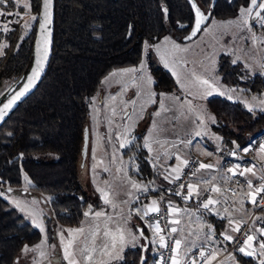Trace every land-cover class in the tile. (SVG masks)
<instances>
[{
    "label": "trees",
    "instance_id": "obj_1",
    "mask_svg": "<svg viewBox=\"0 0 264 264\" xmlns=\"http://www.w3.org/2000/svg\"><path fill=\"white\" fill-rule=\"evenodd\" d=\"M30 2L31 13L37 16L30 28H25L18 16H5L6 21L12 19L9 27L13 30L0 31V45H9L0 57V92L14 82L12 91L16 90L32 68L41 0ZM194 2L209 13L214 0ZM214 3L211 19L227 20L235 18L247 0ZM4 10L21 13L25 8L9 3ZM193 23L194 12L188 0H54V47L49 69L37 90L0 128V187L21 188L27 175L34 188L52 195L54 222L79 225L90 204L79 168L93 97L112 71L138 66L146 45L170 35L184 37ZM160 70L162 76L155 88L173 91V75L162 67ZM217 73L228 86L264 92V75L251 73L228 55L220 56ZM207 106L214 114L212 127L223 149L245 147L264 130V111H249L243 101L214 96L207 99ZM143 166L150 168L147 162ZM173 197L184 203L177 195ZM208 219L218 234L228 227L225 219L212 215ZM133 226L137 234L142 228L150 238L146 226ZM41 238V231L0 196V264H16L23 248ZM141 255L142 246L127 248L121 264H139ZM154 259L150 244L145 264ZM237 260L240 264H257L243 255Z\"/></svg>",
    "mask_w": 264,
    "mask_h": 264
},
{
    "label": "rangeland",
    "instance_id": "obj_2",
    "mask_svg": "<svg viewBox=\"0 0 264 264\" xmlns=\"http://www.w3.org/2000/svg\"><path fill=\"white\" fill-rule=\"evenodd\" d=\"M204 13L207 14V11ZM32 15L25 9L17 18L24 23L29 22L31 27L34 22L31 20ZM235 19L237 16L227 20L210 19L204 24L199 34L189 41H184L185 36H167L182 49H187V51L177 52L174 62L170 57L167 67L164 60L161 59V52L170 49L171 44L164 43L165 37L154 45H146L141 63L145 64V74L152 78L150 86L140 79L141 73L133 74L135 79L133 75L112 77L111 73L118 70L112 71L103 80L102 88L105 93L98 95V92L91 103L92 123H90V129L92 128V133L87 160L79 168L80 179L90 201L85 212L92 214L87 217L84 215L79 225L62 226L54 222L50 208L52 195L34 188L32 182L29 184L24 180L23 187L11 188V192L8 191L9 187H0V193H3L2 197L10 202L26 221L42 233V238L38 243L26 246L36 248L37 245H43V247L26 254L22 251L18 264H68L63 254L64 243L61 241V234H63L64 242H67L72 238L68 229L77 228L86 230L83 235L76 237L74 246L76 258L81 261V264H85L84 258L80 255L81 250L85 246H93L91 233L98 226L99 234L95 238L97 251L92 253L95 262L100 258L102 241L107 242L108 240L103 235L106 224L113 231L117 226H122L138 237L139 234L136 233L133 225L143 224L146 226L150 234L152 255L156 258L160 247L158 243H152L156 237L150 225L145 224L143 208L150 205L153 200L158 201L160 206L162 198L165 196L167 202H171V204L177 202L173 197L174 194L170 192L171 183L164 179V176L168 174L166 170H169L170 166L177 161V155L186 159L197 156L207 164L210 163L212 156H216L219 161H222L224 149L210 148L215 146L214 141L217 138L220 139V136L214 132L213 122L209 119V117H214V114L207 106V99L214 96L228 98V95H231L232 100L243 101L247 106L252 104L253 109H257L258 107L255 105L260 99H264V92L252 93L240 87L224 84L217 73L220 56L228 55L232 61L242 62L251 73L264 75V69H261V64H264V31L261 30L258 22H251L250 28L221 26L222 23ZM4 22H6L5 17H0V26ZM253 35L259 39L253 40L251 38ZM156 46L160 47L161 52L156 50ZM152 61L162 64L165 69L171 72L176 81V88L173 91L161 92L155 88L156 80L149 70ZM174 72L179 76V82L177 75L173 74ZM192 73L209 79L219 91L213 92L212 95H204L205 89L196 83ZM181 84H184L185 87H181ZM15 85V82L7 84L1 90L0 102L13 92ZM114 87L118 90H112ZM229 89H236V91L227 92ZM149 91L155 93L152 97L154 103L148 99ZM220 92L227 94L221 95ZM253 97H257V100H253ZM132 101H135V104ZM129 110H131V115L122 118V113L126 115ZM157 112L160 115H156ZM115 116H119L120 120L116 121ZM201 116H203V120L200 119ZM140 120L141 126L136 130V125L140 123ZM121 122L124 123L121 124ZM128 126H131L132 131L127 139L132 143L121 147L124 140L121 134ZM106 127L107 136L105 135ZM197 131H201L202 134L196 136L195 132ZM189 141L191 143H188ZM146 142L151 143V152L144 146ZM201 149L207 150L211 155L201 154ZM144 162L149 163L148 170L144 169V166L142 167ZM204 175L202 173V176ZM220 176L221 181L226 180L224 174H220ZM129 181L147 185L148 191L133 189ZM100 189L109 193L112 203L104 202ZM227 198V202L225 199L223 200L225 208L217 213L221 219H225L228 223L227 229L222 233L227 231L228 234L235 237L236 233L231 231L232 226L229 225V220H245L252 212L251 206L246 201V191L241 189L239 199L235 203ZM14 200L19 201L25 210L21 211L12 203ZM241 200L245 201L243 205ZM237 205L238 207H232ZM137 208L142 210L140 214H137ZM95 212H103L105 215L97 218L94 215ZM209 215L212 214L204 210L188 208V210H182L173 216L180 221L176 227L178 229L176 235L184 242L181 250L182 256L184 247L193 240L196 241L197 247L188 253L189 256H193L196 250L206 245H213L221 252L230 251V242L225 241L221 233L215 232L214 238L211 236L205 238V233L210 232L207 226L210 225L214 229L209 222ZM37 224H40L43 230L41 227H37ZM259 235V231H256L258 238ZM197 237L200 238L197 239ZM143 245L144 239L138 238L135 247ZM130 247L133 246L128 245L124 248L122 260L112 261V264H121L125 259V250ZM41 252L44 253L43 256ZM230 256H234L236 259L239 255L229 252L228 258ZM260 258L257 256L253 261L259 264ZM231 261L232 259H229L228 264Z\"/></svg>",
    "mask_w": 264,
    "mask_h": 264
},
{
    "label": "snow or ice",
    "instance_id": "obj_3",
    "mask_svg": "<svg viewBox=\"0 0 264 264\" xmlns=\"http://www.w3.org/2000/svg\"><path fill=\"white\" fill-rule=\"evenodd\" d=\"M191 6L193 9H195V26L193 31L191 32V35L186 37V39H192L197 35V33L201 30V25L204 24L208 16L211 15V13H204L200 10L199 7L196 6L194 0H190ZM11 3L14 7L15 6H22L23 8L28 10V13H31L32 4L30 0H0V17L5 16H19L20 13L13 12V11H6L4 10V6ZM51 7H52V0H43V23L40 24L41 29V43L43 45V48H38V51H40L42 54L37 58L36 60V66L31 71V75L27 77V83L23 86V90L19 91L17 94L13 95L11 98L7 100V103H4L2 107H0V121L4 120V117L7 115V113L12 109L13 105L16 104L17 101H19L32 87H34L35 82L39 79L44 64L47 59V52H48V45L50 44V36L51 32L48 30V25L51 23ZM165 12H167V9H164ZM254 14V15H253ZM32 21L37 20V16L32 15L31 16ZM255 21L258 22L261 28H264V0H247L246 5H241L238 10L237 19L235 20H229L227 22H224L221 24L223 27H230V26H237V27H248L250 28L251 22ZM12 21H6L3 23L2 26H0V31L4 32H10L13 29L9 27V24H11ZM16 23H19V21H16ZM25 28L30 27V23L26 22L24 25ZM253 40L259 39L255 35L251 37ZM164 43L166 45L171 44L170 49H165L161 52V49L159 46H156V50L158 52H161V59L164 60L165 66L167 67L169 64V58L171 57L173 59V62L175 60V55L177 52L187 51V49H182L180 45L175 44L170 40V38L165 37ZM9 45L7 43L0 45V57H2L4 53V49L7 48ZM233 63H236L234 60ZM261 69H264V64H261ZM146 68L145 64L141 63L138 67L133 68H126L121 69L116 72L111 73L112 77L116 76H128L133 75L136 73H141L140 79L147 85L152 84V78L149 75L145 74ZM174 75H177L175 72ZM196 83L205 89L204 95H212L213 92L219 91L217 86L212 83L209 79H205L201 76L196 75L195 73H192ZM133 78L135 79V76L133 75ZM177 80L179 82V76L177 75ZM181 87H185L184 84H181ZM236 89H229L227 92H234ZM221 95L227 94L226 92H220ZM155 95V93L149 91L148 92V99L151 102H155L152 97ZM233 97L231 95H228V99L231 100ZM115 99V97H113ZM253 100H257V97H253ZM133 104H135V101H132ZM163 107V106H162ZM253 105L249 104L248 108L249 111L253 110ZM255 107H258L261 111H264V99H260L258 104L255 105ZM143 110V109H142ZM156 115H160L159 112L156 113ZM201 120H203V116L200 117ZM209 119L212 120L213 123H215L214 117H209ZM155 127V125H154ZM132 128L131 126H128L124 133L121 135L124 137L123 142L121 143V147H124L126 144H131L132 141L127 139V136L131 133ZM202 133L201 131L195 132L196 136H200ZM11 135V133H9ZM219 139V138H217ZM181 143H184L181 141ZM188 143H191L189 141ZM145 147L148 148V150L151 152L152 147L151 143L146 142ZM176 146V145H174ZM237 148H239V145H237ZM250 150V148H244L242 151L247 153ZM259 153L262 157H264V145H260L259 147ZM206 155H211V153H205ZM232 156H236L235 152L231 153ZM176 159L178 161V164L167 171V175L164 176L165 180H168L170 183H175V181L179 180L181 178V175L183 173V168L187 167L190 163V161L186 158H183L179 155L176 156ZM214 167V165L211 164H204L199 163L198 168L194 169L192 171V175L195 176L197 172L200 170H210ZM256 166L253 164L250 167H241L240 164L235 165L233 168H228L227 171L231 173L232 176L239 175L241 177H246V183H247V202L250 203L253 206L260 207L262 211H264V196H261V193H264V171L261 172L259 179L260 183L258 185H254L253 181L251 179H248V174H251L252 176H255L257 173L255 171ZM107 170V169H105ZM25 181H27L29 184H31V181L29 180L28 176L25 175L24 177ZM215 177H211L208 180L201 181L204 184H210L212 180H214ZM224 179H228V177H224ZM131 184V187L133 189L142 190L144 192L148 191L147 185H142L140 183H137L135 181H129ZM179 188L181 191H177L176 195L183 196V189L185 188L184 184H180ZM8 191L11 192L12 189L8 188ZM100 191L103 194L104 202L105 203H112V201L109 199V193L107 191H104L103 189H100ZM211 191L214 193H222V190L219 186H214L211 188ZM229 191L232 192V195H236L235 189H229ZM200 189L198 184L190 183L187 185V195L183 196L185 200H190L193 198V196H199ZM3 193H0V196H2ZM257 197H260L259 201ZM35 202V201H34ZM227 202V200H225ZM245 201L241 200V204L243 205ZM18 208H20L21 211H24V207H21V203L19 201H12ZM220 203V200L214 199L212 197H209L203 204L202 208L204 210H209L210 206ZM168 207L170 209V215H177L182 210L179 208L174 207L171 202H169ZM141 209L137 208L136 212L137 214L141 213ZM227 211V210H225ZM150 213H160L159 203L156 200H153L150 205L145 206L143 208V216L147 217ZM91 212H85L84 215L90 216ZM95 217L100 218L104 216L105 214L103 212H95ZM109 220H111V217H109ZM256 220H264V217H256ZM172 225H178L180 221L178 219H172L169 221ZM247 221H233L229 220V225L231 227V231L240 234L241 239H237L233 235L228 234V232L221 233L223 236V239L228 242H235L238 247L236 248V251L240 254L247 256V257H261L259 260V264H264V228L260 229H250L248 232L241 233V228L243 224H246ZM255 223V221H253ZM37 227H41V230H43L42 226L40 224H37ZM150 227L153 230L154 236L156 239L152 240V243H158L159 247L161 249H169V244L167 242V239L164 235L161 233L164 231V229L161 228V224L159 220H156L153 224L150 225ZM203 227V225H202ZM210 232L205 233V238L207 239L209 236L215 237V230L211 228L210 225H208ZM84 228H77V229H68V232L71 239L67 240V242H64L63 234H61V241L64 243L63 248V254L64 258L67 260L68 264H81V261L76 258V253L74 251V246L76 243V237L81 236L85 233ZM178 229L176 227H171L170 232L176 233ZM259 231V238L255 235V232ZM139 237L130 231H127L122 226H117L116 230L113 231L108 227V225H105V231L103 233L104 237H107V242H103L100 245V258L93 261V255L92 253H95L97 251V248L95 247V238L99 234V228L97 226L96 229L92 230V237L93 246L88 247L85 246L82 248L80 255L84 258L85 264H112V261H119L123 259L122 252L125 247L128 245H131L133 247L136 246V241L138 238H145L144 232L142 229H138ZM200 237H197L199 239ZM183 241L181 239H175L173 242V246L170 248V251L174 254L170 257L171 264H198V260L195 256H189L188 253L191 252L193 249L197 247L196 241H190L186 247H184V255H181L182 245ZM43 245H37L36 248H29L28 246H25V248L22 250L25 254L29 251H35L37 249L42 248ZM217 250L213 249L210 252H206L202 247L199 250L198 257L200 260L204 261V264H212V261L216 259L217 257ZM41 255L43 256L44 253L41 252ZM229 259L234 260V256H230ZM141 264H144L143 258L141 259ZM160 264H163V257L160 258Z\"/></svg>",
    "mask_w": 264,
    "mask_h": 264
},
{
    "label": "built area",
    "instance_id": "obj_4",
    "mask_svg": "<svg viewBox=\"0 0 264 264\" xmlns=\"http://www.w3.org/2000/svg\"><path fill=\"white\" fill-rule=\"evenodd\" d=\"M260 145H264V130L257 133L256 135H254L249 140L248 144L245 147L237 148V145H235L233 147L224 149L222 151V163H223L224 169L227 171L228 168H233L237 164H240L242 168L243 167H250L253 164L257 167L259 165V162L257 159V153L259 152ZM246 147L250 148V150L247 153L242 151V149H244ZM232 152H235L236 156H232L231 155ZM188 160L190 161V163L187 167L183 168V173L181 175V178L179 180L175 181V183H171L170 192L172 194L176 195L175 193L177 191H181L179 188V185L184 184L185 188L183 189V196H186L187 195V185L190 183H194V184L199 185L200 194H199V196H193V198L190 200H185L183 198V196L177 195L178 197H180L184 200V204L178 205V204L174 203L172 205L176 208H179V209L185 210V211L188 209L189 205L194 206V208H196L197 210H204L202 208V204L209 197L216 199V197L218 195V193L212 192L211 188L214 186H219V185H217L215 183L201 185L197 181V176L199 175V173L202 170L197 172V174L195 176H193L191 173L194 169L198 168L199 163H204V164H207V163L197 156H191ZM227 173H228V179L229 180H228V183L225 185L226 186L225 191L229 194V199L238 198L240 188H244L245 190L248 191L247 183H246V177H241L239 175L232 176L231 173H229L228 171H227ZM247 178L251 179L253 181L254 185H258L261 182L259 177L251 178V177L247 176ZM229 189H235L236 195H232V192L229 191ZM261 196H264V193H261ZM165 198H166V196L164 198H162V202L159 206L160 213L159 214L150 213L144 219L146 225L147 224L151 225L156 220L160 221L161 228L164 229V231L161 234L166 237L167 242L170 246L169 249H161L160 248V251L156 255L154 264H160L161 256L163 257V264H171L170 257L174 253L170 251V248L173 246L174 240L177 239L176 233L170 232V228L174 227L171 223H169V221H171V218L173 215H170V209L168 207L169 202H167ZM257 199L259 201L260 197H257ZM220 206L222 207V204H220ZM250 206H251L250 209L252 212H251L250 216L246 217V219L243 220V221H247V223L243 224V226L241 228V233L248 232L250 229L264 228V220H256V217H264V211H262L260 207L253 206L251 204H250ZM253 221H255V223H253ZM255 235H256V232H255ZM235 237L237 239H241V236L238 233H236ZM237 247H238V245L235 242H230V251L221 252L213 245L202 246V248L206 252H210L213 249L217 250V252H218L217 257L215 260L212 261V264H228L229 252H232V253H235L238 255H242L236 251ZM200 248L194 252L193 256H195L197 258L198 264H204V261L200 260L198 257V253H199ZM245 257H247V256H245ZM248 258H250L252 260H256V257H248Z\"/></svg>",
    "mask_w": 264,
    "mask_h": 264
},
{
    "label": "water",
    "instance_id": "obj_5",
    "mask_svg": "<svg viewBox=\"0 0 264 264\" xmlns=\"http://www.w3.org/2000/svg\"><path fill=\"white\" fill-rule=\"evenodd\" d=\"M188 1H189L190 5H191L190 0H188ZM215 1L216 0H214V2ZM214 2L212 4V6H211V10L209 11V13H211L213 8H214V4H215ZM53 5H54V0H52V7H51V23L48 25V30L51 32L50 44L48 45L47 59H46V62L44 64L43 71H42L39 79L35 82L34 87H32L19 101H17L16 104L13 105L12 109L4 117V120L0 121V128L6 123V121L11 117V115L20 107V105L23 104L37 90V88L39 87V85L43 81V79H44V77H45V75H46V73H47V71L49 69L50 62H51L52 55H53V47H54ZM164 9H166V8L164 7ZM193 12H194V23H193L191 31L184 37V41L192 40L201 31L200 30L197 33V35L195 37H193L192 39H186V37L191 35V32L193 31L194 26H195V9H193ZM210 19H211V15L208 16V19H207V21L205 23H207ZM43 22H44L43 21V0H41L40 17H39L38 32H37V38H36L35 58H34V62H33L32 68L30 69L29 73L27 74V76H26L24 82L21 84V86L18 87L13 92H11L5 99H3L0 102V107H2L4 103H7V100L9 98H11L13 95H15L19 91L23 90V86L27 83V77H29L31 75V71L35 68L36 60L42 54L40 51H38V48H40V49L43 48V45L41 43V29H40V24H42ZM252 22L254 23L255 21H252ZM204 24L201 25V29L204 26ZM90 136H91V129H90V124H89V125H87L85 127V130H84L83 151H82L81 160H80V163L82 161L81 166H83V164H85V162L87 160L88 151H89V147H90ZM140 229H142V228H140ZM144 237H146L147 239L143 238L144 239V245L142 246V255H141L139 264H141V259L142 258H143L144 264L147 262V251L150 248V239H149V237H147L145 234H144Z\"/></svg>",
    "mask_w": 264,
    "mask_h": 264
},
{
    "label": "crops",
    "instance_id": "obj_6",
    "mask_svg": "<svg viewBox=\"0 0 264 264\" xmlns=\"http://www.w3.org/2000/svg\"><path fill=\"white\" fill-rule=\"evenodd\" d=\"M214 143H215V146H213V147H210L211 149H218V150H221V149H223V147H222V145H221V139H216V141H214ZM205 153H208L207 152V150H205V149H201V154H204V155H206ZM257 159H258V162H259V165L256 167V169H255V171H256V175L255 176H252L251 174H248V177H251V178H257V177H259L260 176V174H261V172L262 171H264V157H262L261 156V154L258 152L257 153ZM178 164V161H176L175 163H173L171 166H170V169L171 168H173V167H175L176 165ZM208 164H211V165H214V167L212 168V169H210V170H202L200 173H199V175L197 176V181L201 184V185H204V183H202L201 181H203V180H208V178L209 177H215V179L214 180H212L211 181V183H215V184H217V185H219V187L221 188V190H222V193H219L218 195H217V197H216V199H218V200H220V203L219 204H215V205H212L211 207H210V209L209 210H204V211H207L209 214H212V216H215L216 218H219V219H221L219 216H218V211H221L222 209H224L225 208V204H224V199L226 200V198L228 199V200H230L232 203H235V201L236 200H238L239 198H236V199H233V198H231V199H229V194L225 191V185L228 183V180L229 179H227V180H225V181H221L220 180V178H221V176H220V174H224L225 175V177H228V173H227V171L224 169V167H223V163H222V161H219L218 159H217V157L215 156V157H213L212 156V158H211V161H210V163H208ZM169 169V170H170ZM206 171H207V173H206ZM202 173H204L205 175L204 176H202ZM242 191H246V193H247V190H245L244 188H240ZM246 197H247V195H246ZM248 200V197H247V199H246V201ZM239 203V202H238ZM175 204H178V205H181V204H184V203H181V204H179L178 202H175ZM220 204H222V207L220 206ZM232 207H238V205L237 206H232ZM188 208H190V209H196V208H194V206H192V205H189V207ZM188 210V209H187ZM172 219H176V218H174L173 216H172V218H171V220ZM210 222V221H209ZM179 225V224H178ZM178 225H173L174 227H177ZM212 225V224H211ZM212 227H213V225H212ZM214 228V227H213ZM215 230V229H214ZM178 239V238H177ZM219 250V249H218ZM228 260H229V258H228ZM155 263V260L153 261V262H151L150 264H154ZM230 264H240L239 263V261L237 260V258L235 259L234 258V260H232L231 261V263Z\"/></svg>",
    "mask_w": 264,
    "mask_h": 264
},
{
    "label": "flooded vegetation",
    "instance_id": "obj_7",
    "mask_svg": "<svg viewBox=\"0 0 264 264\" xmlns=\"http://www.w3.org/2000/svg\"><path fill=\"white\" fill-rule=\"evenodd\" d=\"M136 67V66H135ZM160 67H162V68H164L165 69V67L162 65V64H157L156 62H154V61H152L151 63H150V65H149V70H150V73L152 74V76H153V78H155V80H156V82L158 81V80H160L161 79V70H160ZM167 70V69H166ZM156 82H155V84H156ZM112 88V87H111ZM112 90H118V88H113ZM103 93H105V90L102 88V86H101V88H100V90H99V94L98 95H103ZM122 118L123 117H129L130 115H131V110H129L128 112H127V114L126 115H124L123 113H122ZM115 120L116 121H118V120H120V117L119 116H115ZM90 121H91V114H90ZM140 123H137V125H136V130H137V128H139V126H141V120L139 121ZM90 123H92V121L90 122ZM124 122H121V124H123ZM92 125V124H91ZM92 127V126H91ZM91 133H92V128H91ZM107 127L105 128V135L107 136ZM22 252V251H21ZM20 257H21V253L19 254V257L16 259V264H18L19 262H20Z\"/></svg>",
    "mask_w": 264,
    "mask_h": 264
}]
</instances>
